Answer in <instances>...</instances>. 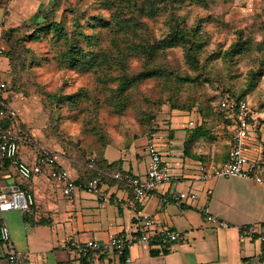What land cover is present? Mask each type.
<instances>
[{
	"label": "rangeland",
	"instance_id": "374dc122",
	"mask_svg": "<svg viewBox=\"0 0 264 264\" xmlns=\"http://www.w3.org/2000/svg\"><path fill=\"white\" fill-rule=\"evenodd\" d=\"M34 9L10 39L6 30L0 33V78L14 86L22 130L33 142L28 146L48 147L57 160L85 167L113 145L125 157L123 167L131 163L142 174L147 137L170 134L172 125L196 130L186 126L187 117L202 119L201 148L227 149L232 127L217 105L227 91L244 95L264 123V0H45ZM173 16L197 29L193 58L182 44H172L149 59L142 46L170 38ZM61 20L68 33L81 32L82 46L95 53L87 67L61 65L66 43L52 32L29 37ZM237 42L240 49L230 50ZM153 68L166 75L138 79L120 91L121 76Z\"/></svg>",
	"mask_w": 264,
	"mask_h": 264
},
{
	"label": "crops",
	"instance_id": "0c3cea01",
	"mask_svg": "<svg viewBox=\"0 0 264 264\" xmlns=\"http://www.w3.org/2000/svg\"><path fill=\"white\" fill-rule=\"evenodd\" d=\"M44 2L8 0L5 7H0V33L6 27L19 25L28 19L36 10L34 8ZM191 120L193 125L189 123ZM185 121L190 129L198 123L193 116ZM256 121V135L250 139L247 153L251 160L261 164L264 173V123L259 118ZM183 127L185 124L179 127L172 125L170 134H153L163 159L172 169L173 178L171 182L160 185L137 209L130 205L131 188L108 174L122 169L144 176L149 157L146 158V170L141 174L133 169L131 163L129 168H124L125 157L109 145L103 157L109 163H118L116 168L97 167L107 173L103 175L101 184L103 194L79 188L71 196H66L61 183L50 178L48 173L23 180L12 169L7 170L5 184L18 185L32 192L36 204L27 212L0 209V225H8L16 247L30 252L36 264H259L262 256L259 239L241 237L240 228L252 224L258 231H264V184L238 176L199 178L196 165L220 166L228 156L231 139L227 149L216 152L209 144L201 148L196 142L198 134H192ZM38 151L36 147L22 145L20 155L32 163ZM58 163L66 167L79 183L90 177L88 164L75 167L65 158L58 159ZM181 191H193L198 197L181 205L164 204V195ZM206 206L229 226L222 227L217 222L207 221L202 213ZM142 214H149L161 225L178 230L184 239L167 247L153 246L148 242L136 243L125 253L124 262L122 252L118 251L109 258L91 260L88 255L67 249L70 241H106L113 233L132 234L142 229ZM6 255L7 248L0 234V264H7ZM127 257L130 261H126Z\"/></svg>",
	"mask_w": 264,
	"mask_h": 264
},
{
	"label": "built area",
	"instance_id": "2783aa9c",
	"mask_svg": "<svg viewBox=\"0 0 264 264\" xmlns=\"http://www.w3.org/2000/svg\"><path fill=\"white\" fill-rule=\"evenodd\" d=\"M3 48H0V58ZM12 90L8 83L0 78V123L3 121H17L19 113L15 107ZM220 110L229 113L231 118L232 136L230 149L226 160L217 167L208 168L205 164L199 167L200 176L208 180L219 176H238L253 179L259 184H264L262 166L255 160H251L247 150L249 141L256 135L257 121L251 111L250 104L245 99H220L217 102ZM190 125L194 122L191 120ZM33 144L30 135L14 126H2L0 124V209L30 211L36 204L32 192L18 185L7 186L4 179L7 170L12 169L16 176L23 180L32 179L35 176L48 173L49 177L59 181L62 192L71 196L79 188L86 191L103 194L101 184L103 175L95 165V158H91L88 167L95 173L84 183H78L71 177L69 170L58 163L54 151L45 146H37L39 151L32 163L23 160L20 156L22 145ZM146 151L149 157L148 169L144 176L136 175L130 171L114 170L108 175L119 182L127 184L132 191L130 205L137 209L139 204L150 197L157 188L171 182L173 172L170 165L163 159L162 153L153 135L147 137ZM106 197V196H105ZM197 194L193 191H181L177 194H167L162 197L164 204L175 203L181 205L190 200H196ZM202 213L207 221L217 222L222 227H228L229 223L217 218L206 206ZM142 229L135 230L132 234L113 233L106 241L89 239L83 242L70 241L67 245L69 252L79 255H88L91 260L109 258L115 251L127 252L136 243L148 242L153 246L167 247L174 242L184 239L178 230L161 225L157 219L149 214L140 217ZM241 237H257L262 246V256L259 264H264V231H258L255 225L249 224L240 228ZM1 239L7 248V264H36L30 252L23 251L14 244L8 225H0ZM126 261H130L127 257Z\"/></svg>",
	"mask_w": 264,
	"mask_h": 264
},
{
	"label": "trees",
	"instance_id": "16d2710c",
	"mask_svg": "<svg viewBox=\"0 0 264 264\" xmlns=\"http://www.w3.org/2000/svg\"><path fill=\"white\" fill-rule=\"evenodd\" d=\"M121 1H127L129 2L130 0H118V2ZM164 1H168V0H164ZM179 2H184L186 0H176ZM189 1H195L196 3H206V2H210L211 0H189ZM7 1L0 0V7H5L7 5ZM119 6V3H117ZM151 11L154 12L155 8L151 7ZM41 13H43L42 11H38L36 13V16H42L40 15ZM96 21H99L96 20ZM172 22L171 28H170V32L168 34V36H170V38L168 39H164L162 42H158L156 44H147L145 46H142L141 51L144 52L147 57H149V59H155V57L158 55L159 51H163L164 49H166L167 47L171 46L172 44H182L184 46V50L187 53V55L189 56V58H193L195 53L194 50V46L195 43L198 42L199 40V34L197 32L196 27H188L187 24L185 23L184 20H180V17L178 18L177 16H173L170 20ZM25 21L21 22L19 25L16 26H9L6 27L5 29H3L4 35L8 37V39L11 38L12 34L14 33L15 30H17L18 28L22 27L23 25H25L24 23ZM105 23V21H104ZM52 32V36L57 39V40H64L65 41V48L64 50L59 54L58 57V61L61 63V65H63L64 67H87L88 65L91 64V61H94L95 58V53L92 50H86L82 44H81V32L77 33V32H72V33H68V31L66 30L65 26H64V22L61 21H51V22H46V24H43L42 27H40L38 30H34L32 34H30V38H34V37H38L42 32ZM90 35L86 34L85 37L88 38V41H90ZM240 43L237 42L236 44H234L233 46H231L230 50L235 49L234 51H236V49H240ZM118 62L123 65L124 62V57L121 55L119 57ZM89 66L88 69H90ZM161 68H153L148 70L147 72H143L138 74L137 76H134L132 78H129L127 76H121L120 78V86L119 89L120 91H125L128 87H130L133 83H135V81H137L138 79L144 78V77H148L150 75H154V76H161V75H166V71L165 70H160ZM8 86L9 88L12 90V95H14L16 92H14V86L11 84V82H8ZM220 99H235V100H240V99H245L244 95H237L231 91H227L225 93H223L218 100ZM246 100V99H245ZM251 107V106H250ZM251 111L254 115V111L251 107ZM221 113L223 114L224 118L228 120V122L230 123V126L232 124L231 122V118L229 117V113L226 111L221 110ZM198 123H196V126H194V128L196 130L192 131V134H200L202 133L201 127H202V119L201 118H195ZM2 126H14L17 129L22 130V125L21 122L19 120V117L17 119V121L12 122V121H3L0 123ZM192 128V129H194ZM23 131V130H22ZM117 161H113V162H108L106 158L101 157V158H96L95 157V165L97 167H109V168H116L117 166ZM91 170V169H90ZM118 170H122V169H118ZM95 172L93 170H91L90 173V177L94 174ZM77 182L79 183V180H77ZM22 188V187H21ZM24 189V188H23ZM125 253H122V260L123 262L125 261Z\"/></svg>",
	"mask_w": 264,
	"mask_h": 264
}]
</instances>
